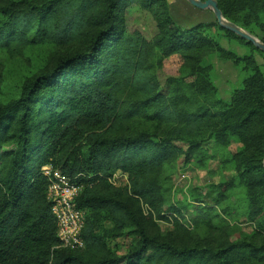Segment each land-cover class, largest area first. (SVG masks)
Wrapping results in <instances>:
<instances>
[{
  "label": "trees",
  "instance_id": "1",
  "mask_svg": "<svg viewBox=\"0 0 264 264\" xmlns=\"http://www.w3.org/2000/svg\"><path fill=\"white\" fill-rule=\"evenodd\" d=\"M215 1L225 20L251 35L259 30L264 44V0ZM132 6L152 14L151 40L127 31L124 18ZM213 27L180 28L167 0L0 6V50L42 43L72 49L27 79L17 98L0 104V264H264V242L179 247L142 224L140 204L164 218L158 175L167 163L183 155L186 163L204 164V143L224 149L235 139L241 145L230 163L235 178L216 188L225 196L242 187L245 217L264 230V53L218 23ZM214 34L246 53L222 48ZM205 53L245 74L229 101L218 96L213 66L201 64ZM172 55L194 77L191 84L174 78L161 83L158 71ZM138 118L161 124L163 131L130 133L129 123ZM175 142H184L186 151ZM44 166L82 185L75 204L84 212L83 249L59 247ZM117 172L126 186L111 184ZM130 234L137 239L119 255L111 244Z\"/></svg>",
  "mask_w": 264,
  "mask_h": 264
},
{
  "label": "rangeland",
  "instance_id": "2",
  "mask_svg": "<svg viewBox=\"0 0 264 264\" xmlns=\"http://www.w3.org/2000/svg\"><path fill=\"white\" fill-rule=\"evenodd\" d=\"M17 1L20 0H0V6ZM167 3L171 19L180 28L190 29L203 24L206 29L214 31L213 26L217 21L211 10L196 9L188 0H167ZM124 20L129 33L141 32L147 40H151L156 34L152 14L137 6H132L126 11ZM254 35L259 40L263 36L257 29L254 30ZM214 37L222 48L239 56L246 53V48L236 42L228 41L219 34H214ZM69 50H72L71 47L56 43L0 50V104L17 98L20 86L27 79L48 68L59 55ZM255 57L258 63H262L259 56ZM201 64L213 66L211 80L217 88L218 96L224 101H229L232 91L241 86L245 74L231 62L219 60L213 53H205ZM158 73L161 83L166 78L182 80L187 85L194 80L178 55L163 59ZM128 130L130 133L150 131L160 134L163 126L138 118L129 123ZM174 144L182 151L187 149L184 142ZM202 148L209 157L204 164L196 160L186 163L181 155L162 168L158 178L164 198V218H158L154 213L148 212L145 205L140 204L145 230L179 247L197 244L214 248L242 240L263 243L264 230L245 217L244 189L235 185L225 196H220V190L216 188L221 183L233 182L235 169L230 163L233 161V155L241 149V145L232 139L229 146L224 148L226 150L215 148L212 141L204 143ZM224 153L227 154L222 157ZM115 178L120 187L126 186L122 174H116ZM217 199L220 201L218 204L215 203ZM136 239L135 235L130 234L114 241L111 246L119 255H123Z\"/></svg>",
  "mask_w": 264,
  "mask_h": 264
},
{
  "label": "built area",
  "instance_id": "3",
  "mask_svg": "<svg viewBox=\"0 0 264 264\" xmlns=\"http://www.w3.org/2000/svg\"><path fill=\"white\" fill-rule=\"evenodd\" d=\"M41 173L47 179L46 199L50 205V211L56 223V235L59 247L69 250L84 248V242L80 236L84 227V212L76 207L75 200L79 196L82 185L73 182L59 172H54L50 166L41 168ZM115 173L110 182L118 185ZM126 180V177L123 175Z\"/></svg>",
  "mask_w": 264,
  "mask_h": 264
},
{
  "label": "water",
  "instance_id": "4",
  "mask_svg": "<svg viewBox=\"0 0 264 264\" xmlns=\"http://www.w3.org/2000/svg\"><path fill=\"white\" fill-rule=\"evenodd\" d=\"M189 4L200 10H211L214 14V17L217 21V23L237 35L239 38L243 39L247 43L252 44L254 47L259 49L262 53H264V44L255 36L247 33L242 28L237 27L236 25L226 21L221 11L217 7V3L215 0H188ZM225 21V22H224ZM263 167H264V160H263Z\"/></svg>",
  "mask_w": 264,
  "mask_h": 264
},
{
  "label": "bare ground",
  "instance_id": "5",
  "mask_svg": "<svg viewBox=\"0 0 264 264\" xmlns=\"http://www.w3.org/2000/svg\"><path fill=\"white\" fill-rule=\"evenodd\" d=\"M225 22V21H224Z\"/></svg>",
  "mask_w": 264,
  "mask_h": 264
}]
</instances>
